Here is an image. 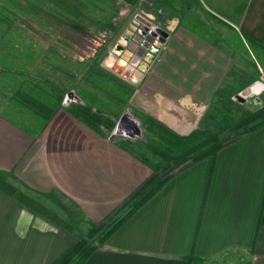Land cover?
Instances as JSON below:
<instances>
[{"label":"crops","instance_id":"1","mask_svg":"<svg viewBox=\"0 0 264 264\" xmlns=\"http://www.w3.org/2000/svg\"><path fill=\"white\" fill-rule=\"evenodd\" d=\"M197 1L264 50V0ZM135 36L123 37L121 52ZM163 45L147 95L132 100L146 97L147 115L187 136L233 65L177 24ZM125 140L92 129L66 102L37 133L0 110V176L73 228L0 191V264H57L119 209L153 173ZM85 264H264V126L171 179Z\"/></svg>","mask_w":264,"mask_h":264},{"label":"rangeland","instance_id":"2","mask_svg":"<svg viewBox=\"0 0 264 264\" xmlns=\"http://www.w3.org/2000/svg\"><path fill=\"white\" fill-rule=\"evenodd\" d=\"M32 6L40 7L41 12L46 10L60 21L33 13ZM145 19L168 34L177 24L229 55V64L233 65L229 83L203 106L201 122L195 130H209L221 138L242 135L243 129L230 127L264 108V91L256 94L252 90L257 82L264 85V50L213 18L197 0H135L134 3L125 0H0V68H6V75L0 73V110H8L10 117L30 126L32 113L15 106L12 98L18 90L16 81L21 84L27 78L34 79L64 94L63 103L69 108L74 109L73 104L80 103L116 122L126 114L139 121L141 136L125 140L124 144L139 160L148 161L143 163L149 167L157 165L159 140L153 131L146 129L145 122L148 119L160 122L146 114V97L139 96L138 100L132 97L136 91L147 95V73L158 66L166 41L156 43L157 53L146 52L138 59H131L127 50L119 49L123 37L131 39ZM73 26H80V30ZM139 68L145 77L136 83L140 74L135 72ZM104 79L110 80L108 85H102L104 87L122 86L132 92L124 107L95 89L96 83ZM87 91L97 94L99 103H92V95ZM125 94L121 91L116 95L122 100ZM118 113L120 116L115 118ZM113 129L101 127L99 131L109 134ZM127 210L123 205L117 209L110 216L109 226Z\"/></svg>","mask_w":264,"mask_h":264},{"label":"trees","instance_id":"3","mask_svg":"<svg viewBox=\"0 0 264 264\" xmlns=\"http://www.w3.org/2000/svg\"><path fill=\"white\" fill-rule=\"evenodd\" d=\"M125 1L128 3L135 2V0ZM32 10L35 14L39 12L42 15L45 14L50 18L53 17L55 20L60 21V18L54 17L55 15L52 16L51 13H47L46 10H43L42 13L40 7L35 6ZM73 27L80 30V26ZM249 42L255 44V42L251 40H249ZM3 68H0V73L6 75L4 74V72H6V68ZM104 81L102 80L101 82H97L95 89H97L100 93L104 92L107 96L112 97L119 107H124L128 103L132 92L122 86L104 87L102 85H108L110 80L106 81V79H104ZM16 84L18 90L12 100L15 103V106L25 108L32 113L33 123H31L30 126H25L10 117L7 112L8 110H5L4 114L16 124L27 129L29 132H40L51 120L54 114L62 107L64 94L42 82H36L31 78H27L21 84L16 81ZM121 91L126 92L124 95L125 98L122 100L116 95L121 93ZM86 93L88 95H92L90 100L92 103H99L97 94H92L89 91ZM73 105L75 110L70 108V112L77 118L82 119L94 130L99 131L101 127L113 129L117 123L115 120L107 118L104 113L95 111L91 106L80 103ZM120 114L121 113L115 114V118H118ZM145 126L148 131H153L156 134L160 144V149L156 151L160 162L157 165L150 166L153 170L152 175L123 203V207H128V210L121 219L115 221L111 226H109L111 219L109 216V218H107L104 222L90 228L86 236L81 238L76 246L57 264H85L95 251L105 246L108 239L130 216L160 193L171 179L205 159L211 158L214 163L220 150L247 134L263 127L264 108L259 112L248 116L242 122L234 123L230 129H243L244 132L242 135L238 134L234 137L228 138H221L218 134L202 129L194 130L189 135L182 136L161 123L157 124L151 119H148L145 122ZM144 161L145 160H143V162ZM145 163H148V161H145ZM0 191L15 198L22 204L67 228L68 230L73 229L71 225L65 223L45 208L29 200L26 196H24V194L9 184L2 176H0ZM191 260H194V257H191Z\"/></svg>","mask_w":264,"mask_h":264},{"label":"water","instance_id":"4","mask_svg":"<svg viewBox=\"0 0 264 264\" xmlns=\"http://www.w3.org/2000/svg\"><path fill=\"white\" fill-rule=\"evenodd\" d=\"M142 21H144L146 25L144 31L141 32V34H136V36L130 41L127 49H124V51L127 50L129 54L135 53L137 56L134 55V59H138L137 57L141 58L145 56L147 49L155 39L164 43L169 37V34L160 27L151 26V24L149 22H146V20ZM149 26H151V30L147 34L146 31ZM119 49L123 50L122 47H119ZM140 70L141 68L136 71V74H140L139 76H141L142 73L140 72ZM141 132L142 128L140 126V122L134 120L128 114L120 117L113 129L114 136H124L130 140L132 138L141 136Z\"/></svg>","mask_w":264,"mask_h":264},{"label":"built area","instance_id":"5","mask_svg":"<svg viewBox=\"0 0 264 264\" xmlns=\"http://www.w3.org/2000/svg\"><path fill=\"white\" fill-rule=\"evenodd\" d=\"M146 20V22H149L150 24H151V26H157L156 24H154L152 21H150L149 19H145ZM145 23H144V21H141V24H139V26L136 28V31H137V33L136 34H141V32H143L144 31V28H145ZM151 26H149L148 27V29H147V31H146V33L148 34L149 33V31L151 30ZM146 34V35H147ZM127 42H129V40H127ZM158 42V40L157 39H155L151 44H150V46H149V48L147 49V54L149 53V54H151V53H157V48H156V43ZM119 47H122V45L121 46H119ZM258 88H261L260 90H258ZM252 90L254 91V93H256V94H260L262 91H264V85L261 83V82H257L254 86H253V88H252Z\"/></svg>","mask_w":264,"mask_h":264},{"label":"bare ground","instance_id":"6","mask_svg":"<svg viewBox=\"0 0 264 264\" xmlns=\"http://www.w3.org/2000/svg\"><path fill=\"white\" fill-rule=\"evenodd\" d=\"M137 78H138V75H137ZM261 88H258V90H260Z\"/></svg>","mask_w":264,"mask_h":264}]
</instances>
